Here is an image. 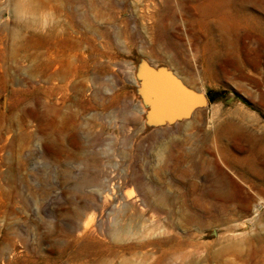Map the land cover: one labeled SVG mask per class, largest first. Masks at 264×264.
<instances>
[{"label":"rangeland","instance_id":"obj_1","mask_svg":"<svg viewBox=\"0 0 264 264\" xmlns=\"http://www.w3.org/2000/svg\"><path fill=\"white\" fill-rule=\"evenodd\" d=\"M201 1L0 0V264H264L261 172L216 135H264V0L231 44ZM144 62L210 104L149 121Z\"/></svg>","mask_w":264,"mask_h":264},{"label":"water","instance_id":"obj_2","mask_svg":"<svg viewBox=\"0 0 264 264\" xmlns=\"http://www.w3.org/2000/svg\"><path fill=\"white\" fill-rule=\"evenodd\" d=\"M141 93L148 106L149 121L157 124L190 119L211 102L209 94L188 85L167 67L144 62L140 67Z\"/></svg>","mask_w":264,"mask_h":264},{"label":"bare ground","instance_id":"obj_3","mask_svg":"<svg viewBox=\"0 0 264 264\" xmlns=\"http://www.w3.org/2000/svg\"><path fill=\"white\" fill-rule=\"evenodd\" d=\"M199 8L202 13L217 15L216 22L223 37L231 44L229 37L237 33L240 26V21L233 12V0H202ZM216 135L221 142L220 153L228 164L256 169L261 172L260 176L264 177V140L261 136H255L228 120L218 125ZM238 148L244 153L236 154Z\"/></svg>","mask_w":264,"mask_h":264},{"label":"built area","instance_id":"obj_4","mask_svg":"<svg viewBox=\"0 0 264 264\" xmlns=\"http://www.w3.org/2000/svg\"><path fill=\"white\" fill-rule=\"evenodd\" d=\"M253 216L262 219L264 222V191L258 195L254 203Z\"/></svg>","mask_w":264,"mask_h":264},{"label":"crops","instance_id":"obj_5","mask_svg":"<svg viewBox=\"0 0 264 264\" xmlns=\"http://www.w3.org/2000/svg\"><path fill=\"white\" fill-rule=\"evenodd\" d=\"M252 134H254V133H252ZM255 136H258V137H262L263 138V140H264V135H256V134H254ZM254 178H256V179H258V180H260V181H262V184L261 185H259L258 187H256V186H253L252 188H250V190H253L254 192L256 191L257 193H259V195L260 194H262V192L264 191V177H260V176H258V174H256V173H254ZM258 196V195H257Z\"/></svg>","mask_w":264,"mask_h":264}]
</instances>
